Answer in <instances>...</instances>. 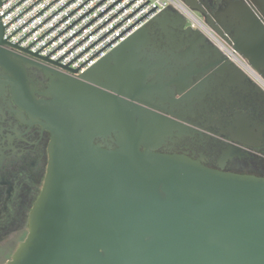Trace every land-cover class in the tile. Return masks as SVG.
<instances>
[{"label": "water", "instance_id": "obj_1", "mask_svg": "<svg viewBox=\"0 0 264 264\" xmlns=\"http://www.w3.org/2000/svg\"><path fill=\"white\" fill-rule=\"evenodd\" d=\"M183 2L254 69H264V0H226L214 14L199 0ZM223 20L235 24L232 39ZM169 28L181 44L152 52L155 32ZM3 34L0 17V65L23 82L20 90L26 63L56 80L53 102L24 98L53 143L28 235L5 264H264V178L148 145L167 128L147 109L148 72L136 57L208 58L203 31L167 9L82 74L10 48ZM213 48L217 65L230 62Z\"/></svg>", "mask_w": 264, "mask_h": 264}, {"label": "flooded vegetation", "instance_id": "obj_2", "mask_svg": "<svg viewBox=\"0 0 264 264\" xmlns=\"http://www.w3.org/2000/svg\"><path fill=\"white\" fill-rule=\"evenodd\" d=\"M201 2L213 14L227 6L226 0ZM222 26L228 31L227 39H232L235 24L223 20ZM155 37L152 52L181 44L172 28L157 30ZM208 41L206 50L202 48L211 54L208 58L136 57L148 72L147 109L159 114L160 124L167 128L148 145L157 153L185 156L217 171L264 178V69L250 65L248 74L223 52L230 62L221 67L213 47L222 50ZM23 67L26 89L20 90L23 82L0 65V255L10 254L3 264L28 235L29 217L45 183L53 143L46 121L29 111L24 98L53 102L56 80L36 65Z\"/></svg>", "mask_w": 264, "mask_h": 264}, {"label": "built area", "instance_id": "obj_3", "mask_svg": "<svg viewBox=\"0 0 264 264\" xmlns=\"http://www.w3.org/2000/svg\"><path fill=\"white\" fill-rule=\"evenodd\" d=\"M167 9L180 12L251 74L250 64L219 41L183 0H3L0 17L7 46L82 74Z\"/></svg>", "mask_w": 264, "mask_h": 264}, {"label": "rangeland", "instance_id": "obj_4", "mask_svg": "<svg viewBox=\"0 0 264 264\" xmlns=\"http://www.w3.org/2000/svg\"><path fill=\"white\" fill-rule=\"evenodd\" d=\"M190 24V23H189ZM10 255V254H9ZM9 255H3L2 256L0 255V264H3L4 263V260L6 259V257H8Z\"/></svg>", "mask_w": 264, "mask_h": 264}]
</instances>
